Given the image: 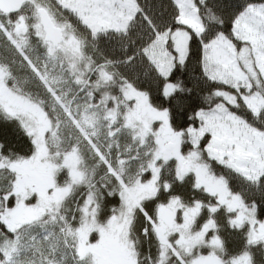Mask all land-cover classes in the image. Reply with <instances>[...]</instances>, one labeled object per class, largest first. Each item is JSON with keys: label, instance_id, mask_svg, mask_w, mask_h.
I'll list each match as a JSON object with an SVG mask.
<instances>
[{"label": "snow or ice", "instance_id": "snow-or-ice-1", "mask_svg": "<svg viewBox=\"0 0 264 264\" xmlns=\"http://www.w3.org/2000/svg\"><path fill=\"white\" fill-rule=\"evenodd\" d=\"M0 264H264V0H0Z\"/></svg>", "mask_w": 264, "mask_h": 264}]
</instances>
